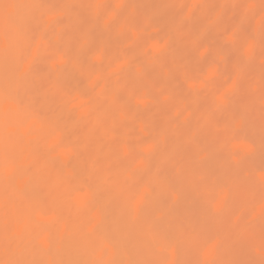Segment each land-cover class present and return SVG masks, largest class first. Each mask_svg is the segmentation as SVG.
<instances>
[{
    "label": "bare ground",
    "instance_id": "6f19581e",
    "mask_svg": "<svg viewBox=\"0 0 264 264\" xmlns=\"http://www.w3.org/2000/svg\"><path fill=\"white\" fill-rule=\"evenodd\" d=\"M176 1L178 0H0V264H167L170 260L169 264H264V249L261 246L264 241V187L260 188L261 184L258 182H251L253 179L240 191L242 186L237 190L235 183L231 185V179L225 177V171L229 168L241 175V165H228V155H231L228 152L230 150L227 151L231 143L228 144V141L236 139L233 132L249 131L252 137L264 133V125L259 130L251 125L252 121L240 118L248 117L254 106L250 109L248 106L249 110L246 111L240 109L243 105H234V108L241 110V116L236 108L237 111L231 106L230 111L228 103L223 104L230 112L220 108L222 130L219 132L218 122L211 119L210 115L206 117L212 103L209 101L215 100L207 101L206 98L210 95L208 93L206 98L193 97L195 105L192 100L189 101L194 106L197 103L201 105L205 100L209 102H205L204 116L202 113L196 117L193 115L195 123L191 130H183L177 125L178 122L187 124L190 118L194 121L191 114L180 119L182 121L174 120L179 117L175 106L180 107L184 99L177 98L181 89L173 80L170 70L183 77L182 79H186L187 73L198 74L199 65L197 63L198 69L194 66L192 56L196 54V47L200 46H197V42L201 37L206 33L209 37L211 35L205 28L206 24L212 27L214 22L218 23L217 17L221 18L225 12H232V15H228L234 20L242 1L219 0L216 3L215 0H182V4L189 2L188 8H185L187 3L182 5L183 8L179 6L181 0L178 6V2L175 5ZM250 2H253L252 7L255 9H250L252 13H248L253 16L264 1ZM216 4L219 7L218 14L212 12V9L216 10ZM183 12L185 14L182 18L190 22L188 26L185 24L187 22L181 23V18L175 19ZM210 13L217 17L214 22L206 23V20H211L207 18ZM247 15L249 14L243 13L240 18H236L238 23L235 25L239 27V33H242V28L244 32L245 25L248 30L249 21L245 22L250 17ZM229 17L228 20L231 19ZM223 19L222 22H225ZM262 24L264 23L260 22L258 31L251 26L254 37L259 38L264 34ZM220 27L219 24L215 25L213 35L216 36L219 29L223 30ZM227 35L226 33L225 36ZM240 35L236 36L239 38ZM219 37L221 36L217 35L218 39ZM240 38L238 40L243 45L245 41ZM238 40L235 43L238 44ZM224 45L228 46L227 43ZM256 45L258 46L257 43ZM215 51L217 53L220 50ZM253 53L251 48L250 55H244L246 60L256 54ZM252 59L255 60L251 57L250 61ZM239 69L240 67L237 68L238 72ZM224 72L226 73V69ZM243 73L245 77V72ZM258 76L260 81L262 75H257L256 78ZM254 80L253 84H259V81ZM183 81L186 83V80ZM260 83L261 86L264 85L262 81ZM212 84L211 87L207 85L213 90ZM213 85L215 87L217 84ZM194 87L193 83L187 86L188 90ZM240 89L245 92L242 86ZM261 89L264 90L263 87ZM261 89L255 88L249 92L261 94ZM213 91L216 94L215 89ZM199 94L203 95V92ZM260 94L254 97L258 102ZM210 97L214 98L216 95ZM236 99L239 100L237 97ZM250 102L252 101L249 100L248 104ZM219 103L221 107L222 104ZM235 111L240 116H237L238 121L233 119L236 117ZM195 112L197 114V110ZM245 112L248 114L243 116ZM253 112L254 110L252 114ZM219 117L217 121H220ZM250 117L253 118L252 115ZM244 122L248 125L251 123V126L247 125L248 128L245 129ZM136 132L138 135L135 139L132 134ZM247 133H244L245 137ZM144 139L147 144H144ZM243 145L244 143L233 144L232 153L235 154L238 147L245 149L248 144ZM203 146L210 149L211 156L208 158V151L204 158L197 160ZM204 148L202 151H206ZM245 153L243 155H247ZM235 162V165H239L240 158L234 159L233 163ZM132 164H135L133 170L129 169ZM258 164H261L260 161ZM234 168L238 169L234 171ZM249 176L247 175L248 178ZM257 177L264 182V175ZM227 182L232 187L225 186ZM219 183H222L223 188L229 186L227 190L234 187L238 194L242 193L240 198L233 194L232 202L228 199L231 210H227L229 215L223 214L228 215V219L222 217L220 222L219 218L216 219L221 226L224 224L225 229L222 230L226 231L222 235H218L216 229L220 225H209L214 228L213 233L210 227L212 234L206 225L209 223L206 222L209 219L206 216L211 213L210 208L215 211L224 210L227 204L226 196L229 193L227 190L217 191ZM215 191L219 196L214 202L211 198H214ZM179 192L183 193H180V197L177 195ZM222 192L226 193V199ZM170 201L179 202L178 205L172 204L176 209L175 213L167 205ZM255 209L257 214L246 221L247 214H255ZM236 210L240 217L231 221ZM217 213L220 210L214 215ZM171 214L175 221L176 217L179 219L174 223L180 231V224L186 219L190 220H187L189 223L184 222L189 230L195 226L193 222L194 226H191L192 220L202 221L203 236L199 235L201 230L197 231L198 229L196 231L199 237L195 240L194 235L189 236V233L187 237V234L182 236L186 231L179 235L178 229L176 233L179 236L174 235L173 226L168 230V237L167 234L164 236L168 227L165 226L172 221ZM251 216L248 215L249 218ZM244 228H247V232ZM159 231L162 232L159 234ZM148 234H156L153 235L155 238L147 237L151 242L161 241L162 244L155 243V246L149 240L147 241L150 243L146 244L144 238ZM176 235L182 241V244L179 242L182 248H176L175 241L170 243L167 240ZM210 237L215 238L213 245L208 247L212 242L208 243ZM148 244L155 246L154 252L152 245L146 252ZM205 245L208 248H200ZM131 246L134 251L140 248L137 250L140 256L138 253L135 255L136 252L133 255ZM199 248L202 252L206 249L204 254L200 253ZM141 249L144 250L143 253ZM168 249L169 254L166 253ZM178 249L182 251L179 257L181 260H177L178 256H175L179 255L176 252ZM164 252L171 258L168 257V262L161 260L160 256L156 257ZM251 253L256 254L255 257Z\"/></svg>",
    "mask_w": 264,
    "mask_h": 264
},
{
    "label": "rangeland",
    "instance_id": "374dc122",
    "mask_svg": "<svg viewBox=\"0 0 264 264\" xmlns=\"http://www.w3.org/2000/svg\"><path fill=\"white\" fill-rule=\"evenodd\" d=\"M216 1V3H218L217 1H219V0H215ZM242 1V3H241V5H240V7H239V9L240 10H237V12H235V13H237V14H239V16L236 14V17H235V19L237 18V17H241L240 16V14L242 15L243 13H245V14H249V15H247V17L249 18L250 17V19L249 20H246V22L245 23H247V21H249V25H248V30H246V25H245V27H244V32L245 33H248V34H246L245 35V33L243 32V28L241 29V32L242 33H239L240 32V30H239V27L237 28L236 27V23H238V21H237V19H236V21H235V19L233 20V18L231 17V19H230V17H229V15L228 14H231L232 15V12L231 13H229V12H225V14L227 13V15H223L221 18L220 17H217L216 15H212L211 13V15L210 16H208L207 15V18H210L211 20H206V23H208V22H214L215 21V17H217L218 19H216V20H218V23H216V22H214L213 24H215L216 26L219 24V27H220V24H223L221 27L223 28V30L221 29V31H220V29H219V31H217V35H219V36H221V37H219V39H221V40H219L218 38H217V35L215 36V35H213L214 34V32H215V25H211L212 27H208L207 26V24H206V26H205V28H207L206 30H207V32H209V34H211L210 35V37L208 36V33H206V35H203L204 37L202 38L201 37V39L197 42L198 43V45L197 46H199V47H196V50L197 51H194L196 54L194 55V56H192L193 57V60H195V62L193 61V63H194V66L198 69V65H199V71H197L198 72V74H195V73H193L192 72V74L191 73H187V75H186V79H182L183 77H181V76H178V75H176V74H174L175 72H173L172 70H170L171 71V75H172V77H173V80L174 81H176L177 83H178V85H180V86H178L177 84H176V86H178L180 89H178V90H180L179 92V94L177 95L178 97V100L180 99V100H182V99H184L183 101V103H181L180 105L182 106H175V108L177 107L178 109V111H179V117L177 118V119H174V120H176L177 122L178 121H182V120H180V119H183V118H185V116H186V118L188 117V115H190L191 114V117H192V119L194 120V121H192V120H188L189 122H192V123H189L188 121V123L186 124V122L184 123V122H182V123H180V122H178V124L177 123H174V124H177V125H179V127L180 128H182L183 130H187V129H189V130H191L192 128H193V124L195 123V117L196 116H198V114H200L201 115V113L203 114L204 112L203 111H205V110H203V108L206 106V103L205 102H207V101H209L210 99L212 100H214V101H209V102H212V103H210V106H209V108H208V112H207V116L206 117H208L209 115L212 117L211 119H213V120H216V122H218V128H219V132H220V130H222V127H221V119H220V117L219 116H221L220 115V112H219V110H220V108L222 109V107H223V110H226V111H231L232 109H230L231 108V106H232V108H233V110H236L237 112H239L240 113V111L241 110H239V108H236V107H240V106H244L243 108H240V109H245L246 111L247 110H249L250 108H253V106H254V109H252V110H254V112H253V114H252V110L250 111V113H249V111H248V113L247 112H245L244 114H243V116L244 115H247L248 117H246V116H244V117H240L239 116V114H236V111H235V115H236V117L235 118H233V119H235L234 121H236V119H237V121H238V117L237 116H239L241 119L242 118H245L244 120H247L248 122H251V123H253V124H251L252 126L254 125L257 129H259L260 130V128L261 127H263V125H264V108H262V107H264V93L262 94V92L264 91H262V87L264 88V82H263V80H264V34L261 36V34H260V36L261 37H259V38H257V37H254L255 35H253L254 33V31H253V29L252 28H256V31H258V29H259V26H260V22L262 23H264V4H262V6H258V8L256 9V12L254 13V15L252 16V11H250V9L251 10H254L255 8L254 7H252V4H253V2H250V0H241ZM240 1V2H241ZM264 1V0H263ZM178 2V3H177ZM180 1L178 0V1H176L174 4L176 5V3H177V6L181 3V5H179V6H181L182 8H183V6L184 5H186L185 3H187V2H183V4H182V0H181V2L179 3ZM239 2V3H240ZM183 5V6H182ZM188 5H189V2L187 3V5L185 6V8L187 7L188 8ZM239 5V4H238ZM238 5H237V7H238ZM216 6H217V4H216ZM243 6V7H242ZM215 7V6H214ZM257 7V6H256ZM218 8V9H217ZM216 10H213L212 9V12H214L215 14H218V12H219V7L217 6L216 8H215ZM245 9H247V11L245 10ZM186 10V9H185ZM184 10V11H185ZM183 11V10H182ZM181 11V12H182ZM211 11V10H210ZM209 11V12H210ZM216 11V12H215ZM238 11H243V12H238ZM248 12H251V13H248ZM213 13V14H214ZM184 12L183 13H180V17L178 18L177 16V18H175L176 20L177 19H180L181 18V23H183V21L184 22H187L186 21V19H183L182 18V15H183V17H184ZM233 15H235L234 13H233ZM214 16V17H213ZM224 16H227V17H229V19L230 20H228V18L226 17H224ZM247 17H246V19H247ZM213 18V19H212ZM220 18V19H219ZM222 18H224L223 19V21H225V22H222ZM239 18H238V20H239ZM226 20H227V22H226ZM229 21V22H228ZM178 22V21H177ZM219 22H221V23H219ZM190 23V22H189ZM188 22L187 23H185L187 26H188V24H189ZM253 23V24H252ZM185 24L183 25L184 27H185ZM252 24V25H251ZM263 25V27H264V24H262ZM223 26H225V28L223 27ZM251 26H252V28H251ZM151 27V26H150ZM193 27V26H192ZM220 27V28H221ZM252 29H250V28ZM151 29V28H150ZM153 29V30H152ZM152 31H154V27L152 26ZM212 29V31H210ZM214 29V30H213ZM217 29V30H218ZM239 31H238V30ZM249 29H250V31H249ZM149 31V33H151L152 31ZM236 31H238V32H236ZM250 32V33H249ZM228 34L227 36H225V34ZM233 33H236L235 35L233 34ZM263 33V32H262ZM221 34V35H220ZM237 34H241V35H245L246 36V38L244 39V35L243 36H239V38H240V40L242 39V41H245V43L242 45V43L241 42H239V38L236 36ZM250 34H251V36H250ZM152 35H153V33H152ZM235 36V40H234V36ZM158 37H159V35H157ZM208 36V37H207ZM230 36H232L231 38H230ZM248 36V37H247ZM250 36V37H249ZM207 38H208V40H207ZM214 38H217V39H215L214 40ZM224 38V39H223ZM261 38H263L262 40H261ZM257 39V40H256ZM219 40V42H217ZM236 40H238V44H237V42L235 43V41ZM255 40L257 41L256 43L258 44V46L256 45V43H255ZM261 41V42H259V41ZM203 41H205V43L203 42ZM223 41L225 42V43H227V45L228 46H226V45H224L225 43H223ZM230 41L231 42H233V43H235V44H237L238 46H240V47H238V46H235V44H233V43H230ZM201 42H203L202 44H201ZM209 42V43H208ZM218 45L217 46V48H216V45ZM221 43V44H220ZM239 43H241V45L244 47V48H242V46L241 45H239ZM203 44H206L205 46H204V48L202 47L203 46ZM209 46H208V45ZM230 44V45H229ZM210 45H211V47H210ZM221 45V47H219ZM232 45V46H231ZM257 47V48H255L254 49V47ZM202 47V48H201ZM209 47V48H208ZM232 47V48H231ZM238 47V48H237ZM199 48V49H198ZM221 48V49H220ZM234 48V49H233ZM240 48V49H239ZM242 48V49H241ZM252 48V53L254 52V53H256V54H252L253 56H251L252 58H255V60L254 59H252L251 61H250V59H251V57H250V59L249 60H246L247 59V57L245 58L244 57V55H247V56H249L250 55V49ZM208 49H211L212 51H210V50H208ZM257 49V50H256ZM205 50V51H204ZM215 50H220L219 52L217 51V53H216V51ZM231 50H232V52H231ZM253 50H255V51H253ZM210 51V52H209ZM241 51V52H240ZM243 51V52H242ZM214 52V53H213ZM236 52V53H235ZM212 53V54H211ZM201 54H202V56H203V58H201ZM207 54V55H206ZM214 54V55H213ZM239 54V55H238ZM206 55V56H205ZM209 55H210V57H209ZM217 56H218V59H217ZM240 56H242V57H240ZM238 57H240V58H238ZM196 58V59H195ZM201 58V59H200ZM207 58V60H205ZM208 58H210V59H208ZM222 58H224L223 60L225 61H223L222 60ZM204 60V61H203ZM223 62H222V61ZM245 60V61H244ZM189 61L191 62L192 61V58H190L189 59ZM240 61V62H239ZM206 62V63H205ZM232 62H233V64H232ZM237 62H238V65L240 64L241 66H238V65H236L237 64ZM257 62V63H256ZM262 62V63H261ZM197 63H198V65H197ZM202 63V64H201ZM224 63H225V65H224ZM229 63V64H228ZM235 63V64H234ZM228 66H227V65ZM244 64H246V65H244ZM206 65V66H205ZM223 65V66H222ZM229 65H232V66H229ZM243 65V66H242ZM193 66V67H194ZM201 66V67H200ZM202 66H205V67H202ZM226 66V67H225ZM223 67V68H222ZM225 67V68H224ZM232 67H234L233 69H232ZM239 68L240 67V69H239V72H241V73H239L238 71H237V68ZM248 67V68H247ZM259 67H260V69H259ZM202 68V70H200ZM218 68H219V70H218ZM221 68V69H220ZM230 68V69H229ZM247 69V70H244V69ZM224 69H226V73L224 72L223 73V71H224ZM252 69V70H251ZM186 69H184V71H185ZM188 70V69H187ZM207 70V71H206ZM221 70V71H220ZM241 70H244L243 72H245V77H244V73L241 71ZM248 70H249V72H248ZM256 70H258V71H256ZM206 73H205V72ZM212 71V72H211ZM218 71V72H217ZM254 71V72H253ZM189 72V71H188ZM201 72V73H200ZM214 72V73H213ZM235 72H237L239 75H237V73H235ZM186 73V72H185ZM213 73V74H212ZM223 73V74H222ZM229 73V74H228ZM242 73H243V75H242ZM251 73V74H250ZM255 75H254V74ZM174 74V75H173ZM203 74V75H202ZM204 74H206V75H204ZM212 74V75H211ZM220 74H222L221 76H220ZM224 74H225V78H224ZM228 74V75H227ZM250 74V75H249ZM201 75V77L199 78V76ZM215 75V76H214ZM249 77H248V76ZM257 75H262V76H260V77H262V78H260V81H262V85L263 86H261V83H260V81H259V76H258V78H256V76ZM193 76V77H192ZM217 76H218V78H217ZM250 76H251V78H250ZM190 77V78H189ZM202 77H204V78H202ZM214 77V78H213ZM243 77H244V79H243ZM247 77V78H246ZM194 78V79H193ZM202 78V79H201ZM210 78V79H209ZM217 78V79H216ZM226 80L227 79V82L224 80V79ZM254 78H256V80H254ZM207 79H209V80H207ZM222 79V80H221ZM239 79H241V80H239ZM249 79V80H248ZM262 79V80H261ZM180 80V81H179ZM183 80H186V83H184V81ZM194 80V81H193ZM197 80H198V82H197ZM238 80H239V83H242V81H243V85H244V81H245V86H243L242 84L240 85L239 83H238ZM253 80H254V82L255 81H259V87H257L258 85L256 84V83H254L253 84ZM205 81V82H204ZM206 81H208L207 83H206ZM247 81H249V83L247 82ZM226 82V83H225ZM189 83H193L194 84V88H191V89H189L188 90V88H187V86L189 87ZM205 83H206V85H205ZM211 83H213V84H217V85H215V87H214V85L212 84V87H213V90L215 89V91H216V94H215V92L212 90V88L210 89V88H208L209 87V85H210V87H211ZM207 84H209V85H207ZM239 84V85H238ZM253 84V85H252ZM236 85H238V86H236ZM250 85V86H249ZM252 85V86H251ZM205 86V87H204ZM217 86V87H216ZM241 86L244 88V90H245V92L242 90V89H240L241 88ZM186 87V88H185ZM236 87H238V88H236ZM246 87H248V88H246ZM252 87V88H251ZM261 87V88H260ZM236 88V89H235ZM255 88H259V89H261V90H259V91H261V94H260V92H258V93H255V92H253V91H251V92H249L250 90H254ZM193 89V90H192ZM205 89L207 90V91H205ZM177 90V91H178ZM187 90H188V92H187ZM200 90H202V91H200ZM230 90V91H229ZM239 90V91H238ZM246 90H247V92H246ZM183 91H185V92H183ZM200 91V92H199ZM212 92V94H211V92ZM228 91H229V95L227 94L228 93ZM238 91V92H237ZM195 92V93H194ZM203 92V95L202 94H199V93H202ZM239 92H241L242 93V95H241V93H239ZM165 93V92H164ZM185 93V94H184ZM205 93V94H204ZM208 93H210V95L212 96V95H216V97H210V95L208 94ZM230 93H232V95H230ZM233 93H234V96H233ZM246 93V94H245ZM252 93H255V95H253ZM167 94V93H166ZM193 94H195V95H193ZM207 94H208V96H209V98H206L207 97ZM238 94L240 95L239 97H238ZM257 94L259 95H261V96H259V102L254 98V97H256L257 96ZM163 95V94H162ZM165 95V94H164ZM181 95H183V96H181ZM200 95H202V96H200ZM205 95V96H204ZM226 95L228 96V97H226ZM247 95H248V97H249V99H248V97H247ZM166 96V95H165ZM168 96V95H167ZM189 96H191V98L189 97ZM196 96H198V98L199 97H203V98H206V100H205V102L203 101H200V102H202V104L201 105H199V103H197L198 105L197 106H199V107H201V109L198 107V108H195V107H197V106H194L195 105V101H193L194 100V98L196 97ZM242 96V97H241ZM194 97V98H193ZM232 97V98H231ZM236 97L237 98H239V100L238 99H236ZM177 98H176V100H177ZM200 98V99H201ZM222 98H223V100H222ZM228 98H229V100H228ZM193 99V100H192ZM256 101H255V100ZM193 101V103H194V105L192 104V102H189V101ZM226 100V101H225ZM237 100V101H236ZM243 100H244V102H243ZM247 102H246V101ZM249 100H251L252 102H250V104H248L249 103ZM254 100V101H253ZM216 101V102H215ZM222 104H220L219 102ZM228 101H230V102H228ZM236 101V102H235ZM189 102V103H188ZM209 102H207V104L209 103ZM238 102H240V103H238ZM218 103L221 105V107L218 105ZM225 103H228V107L227 106H223V104H225ZM232 103V104H231ZM235 103V104H234ZM236 103H238V104H236ZM246 103V104H245ZM251 103H252V105H251ZM257 103H259V104H257ZM183 104V105H182ZM193 106H192V105ZM205 104V105H204ZM231 104V105H230ZM248 104V105H247ZM185 105V106H184ZM236 106L235 108L233 107V106ZM239 105V106H238ZM247 105V106H246ZM258 105V106H257ZM184 106V107H183ZM190 106H191V108H190ZM207 106V107H208ZM215 106V107H214ZM216 106H218V108L216 107ZM249 106V107H248ZM255 106H257L256 108H255ZM188 107V108H187ZM227 107L229 110H227V108L225 109V108ZM247 107L249 108V109H247ZM260 108V110H259V108ZM172 109H174L173 107H172ZM198 109L200 110V111H198ZM205 109H206V107H205ZM216 109H217V113H216ZM193 110V112H191ZM195 110H197V114H196V112H195ZM210 110H212V111H210ZM215 110V111H214ZM223 110H221L223 113H224V111ZM256 110H259V112H260V114H259V112L258 111H256ZM184 112V113H181V112ZM202 111V112H201ZM229 111V112H230ZM256 111V112H255ZM186 112V113H185ZM206 112V111H205ZM262 112V113H261ZM183 114V115H181V114ZM193 113V114H192ZM213 113V114H212ZM214 113H215V115H214ZM232 113V112H231ZM254 113H255V115H254ZM195 114V115H194ZM232 114H234V113H232ZM241 114V113H240ZM258 114V115H257ZM182 117H181V116ZM195 117H194V116ZM249 115L251 116L252 115V117L253 118H249ZM203 116H204V114H203ZM215 116V117H214ZM217 116V117H216ZM241 116H242V114H241ZM261 116V117H260ZM263 116V117H262ZM218 117H219V120L220 121H217L218 120ZM256 117H258V119H256ZM259 117H260V121H259ZM173 118V117H172ZM252 119V120H251ZM254 119H255V122H254ZM172 120V119H171ZM250 120V121H249ZM173 121V120H172ZM176 121H173V122H176ZM246 121V122H247ZM256 121H258V122H256ZM247 122V123H248ZM170 123H172V122H170ZM186 124V125H184V124ZM245 123V122H244ZM258 123H261V125L260 124H257ZM248 125V124H246L245 123V129H247L248 128V126H251V125ZM183 125V126H182ZM187 125H188V127H187ZM248 125V126H247ZM187 127V128H186ZM192 127V128H191ZM247 127V128H246ZM242 132L243 131H239V132H233V133H235V136H236V139L234 138V139H232V140H230V141H228V144L230 143V146L229 147H227V151L228 150H230V151H228L229 152V154H231V155H228V158H229V163H231V164H229L228 163V165H230V167L232 166V167H234V166H239L240 167V165H241V171H240V174L241 175H237V174H235L232 170V168H227L228 170V172L227 171H225V174H226V176L225 177H227V179L228 178H230L231 180H232V182H231V180H229V182L231 183V185L232 184H234L235 183V187H237L236 189L237 190H239V186L241 187H243L242 188V190L240 189V191H243L244 190V187L246 186V183H248V182H250L251 180H253L254 179V181H251V182H254V183H257L258 182V184L261 186H259L260 188H263L264 187V182H262L263 180H261L260 178L258 179V175H260V176H262V175H264V170H262V169H264V140H262L263 139V136H264V133H263V135H261L260 134V136L259 135H257L256 137L255 136H253L252 137V135H251V132L249 133V131H248V133L247 132H243V134H242ZM133 133H135V132H133ZM188 133V132H187ZM233 133H231L232 135H233ZM244 133H247L248 135H246V137H248V138H246L245 137V134ZM260 133H262V132H260ZM132 134V133H131ZM236 134H238V136L236 135ZM259 134V133H258ZM133 136H134V138L136 139L137 137H135V136H137L138 135V133L136 132V134H132ZM132 135H130V138H131V136ZM241 135L243 136L242 138H241ZM250 135H251V138H250ZM219 136H221V135H219ZM255 137V138H254ZM261 137V138H260ZM144 138V137H143ZM142 138V139H143ZM238 138L240 139L239 141H238ZM246 139V141H244L245 139ZM257 138V139H256ZM132 139V138H131ZM242 139V140H241ZM256 139V140H255ZM133 140V139H132ZM234 140V141H233ZM250 142H249V141ZM258 140H260V142L258 143ZM232 141H233V143H232ZM253 141L255 142V143H253ZM263 141V142H262ZM144 142H145V139H144ZM143 141H142V143H144ZM149 142V141H148ZM243 144L244 143V145H246V144H248V145H246L245 146V149H246V153H245V149H243V147L240 149L239 147H238V151L236 150V155L235 154H233L232 152V150H231V146L233 145V144ZM144 144H147V141L144 143ZM232 144V145H231ZM254 144H255V146H254ZM201 145H203V143H201ZM243 145V146H244ZM251 146V147H250ZM205 146H203V148H204ZM257 147V149H255ZM203 148H201V154L199 155V157H198V159L197 160H199V159H202V158H204V155L206 154H208V151H209V154H208V158H210V156H211V151H210V149L208 148H204L206 151H202L203 150ZM248 148V149H247ZM239 150H240V152H241V154H240V152H239ZM248 150H249V152H248ZM203 152V153H202ZM252 152H254V153H252ZM239 154V156H237L238 154ZM243 153H245V154H247V155H243ZM252 153V154H251ZM250 154V155H249ZM143 155V154H142ZM205 155V156H206ZM141 156V155H140ZM230 156V157H229ZM240 156H243V157H240ZM257 156H258V158H257ZM262 156V157H261ZM246 157H247V159H246ZM254 157H255V159H254ZM240 158V162H238V164L239 165H235L236 164V162L235 163H233V160L235 159V160H238ZM242 158V159H241ZM244 158V159H243ZM258 159V161H257V159ZM261 158V159H260ZM207 159V158H206ZM233 159V160H232ZM245 159H246V161H245ZM205 160V159H204ZM245 162H244V161ZM249 160H251V161H249ZM254 160V162H252ZM207 161V160H206ZM227 161V162H228ZM259 161H260V163L261 164H258L259 163ZM256 162V163H255ZM203 163H205V162H203ZM240 163H244V164H240ZM254 164V165H253ZM256 164V165H255ZM263 164V165H262ZM243 165L245 166V167H243ZM134 166H135V164H132L131 166H130V168L129 169H131V170H133V168H134ZM253 168H252V167ZM250 167V168H249ZM246 168V169H245ZM253 170H252V169ZM259 168V169H258ZM238 169V168H237ZM237 169H235L234 168V171L235 170H237ZM255 169V170H254ZM244 170H250V172H244ZM252 170V171H251ZM259 170V171H258ZM128 171H130V170H128ZM245 173V175H244V173ZM256 171H257V173H256ZM131 172V171H130ZM129 173V172H128ZM132 173V172H131ZM249 173V174H248ZM252 174V176H251V174ZM254 173V174H253ZM134 174V173H133ZM229 176H228V175ZM231 174H233V176H231ZM257 174V175H256ZM234 175H237L236 177L234 176ZM247 175L249 176V178L247 177ZM240 176H242L241 177V179H240ZM232 177V178H231ZM247 178V179H246ZM262 178V177H261ZM263 179V178H262ZM241 180V181H240ZM245 180V181H244ZM250 180V181H249ZM240 181V182H239ZM245 183H244V182ZM222 182V181H221ZM234 182V183H233ZM230 183H225V186H227V185H229ZM240 183V184H239ZM220 185L218 186L219 188L220 187H222V183H219ZM231 185H229V186H231ZM244 185V186H243ZM228 186V187H229ZM228 187H225V188H221V189H219V188H217V191L218 190H220V191H223V190H227V188ZM232 187V186H231ZM230 188V187H229ZM229 190V191H228ZM227 190V192L229 193V195H227L226 196V193H223V195L222 196H224V198H225V196L227 197V199H226V202L228 201V199H230L229 201L230 202H232V197H233V194H235V195H237L239 198H240V196H242V193H239L238 194V191H236V190H234V187L233 188H231V189H228ZM233 190V191H232ZM219 191V192H220ZM218 192V193H219ZM234 192V193H233ZM183 194L182 192H179V194H177V195H179V197H180V195L181 194ZM215 193H216V191H215ZM217 194V193H216ZM215 194V196H214V198H211L212 200H214L215 198H217V196H219L218 194L216 195ZM220 194V193H219ZM241 194V195H240ZM184 195H185V193H184ZM221 196V197H222ZM228 196H229V198H228ZM236 196H234V198H235ZM223 198V199H224ZM171 200V199H170ZM216 200V199H215ZM215 200H214V202H215ZM181 201V200H180ZM261 201V200H260ZM172 202V203H171ZM225 202V201H224ZM169 203H171V204H169ZM167 202V205L169 206V208H173V211L172 212H176V211H174V210H176V209H174V207H173V205H175V204H177V203H179V202H173V201H170V202ZM256 203H259V202H257L256 201ZM165 204H166V202H165ZM173 204V205H172ZM231 204V203H230ZM167 205H165L166 207H167ZM178 205V204H177ZM224 205V204H223ZM222 205V206H223ZM228 202H227V204H225V208H224V210H221V209H216V211L213 209V208H210V211L209 212H211V213H208L207 215L208 216H206V218L208 219L206 222L208 223V224H206L207 225V227H208V230L210 231V234H212L211 233V230H210V227L211 226H216L217 224H218V220H216V219H218L219 218V222L222 220L221 218L222 217H225L226 219H228L227 218V216L229 215V211H227L228 209H230V205H229V207H228ZM261 205V204H260ZM177 207V206H176ZM224 207V206H223ZM223 207H222V209H223ZM177 208H179V207H177ZM221 208V207H220ZM226 209V210H225ZM179 210V209H178ZM181 210V209H180ZM186 210H188L187 208H186ZM219 210H220V213L218 214H216V215H214L215 214V212H219ZM231 210V209H230ZM212 211H214V212H212ZM222 211H225V212H222ZM237 211V210H236ZM254 211H256V209L254 210ZM171 212V213H172ZM180 212V211H179ZM239 211H237V213H238ZM173 213V214H174ZM228 213V215L227 216H224V215H226V214ZM235 213V212H234ZM235 213L236 215H233L232 216V219H231V221L232 220H234V218L235 219H237L238 217H240V214L238 213ZM249 213V212H248ZM224 214V215H223ZM250 214H252V216L250 215ZM250 214H247V218L245 219L246 221H248V220H250L252 217H253V215H256L257 214V211H256V213L255 214H253V212H250ZM220 215V216H219ZM248 215L249 216H251L250 218L248 217ZM170 216H172V214L170 215ZM214 216H216V217H214ZM229 217V216H228ZM230 217H231V215H230ZM255 217V216H254ZM192 218V217H191ZM190 218V219H191ZM225 218H223L224 220V222L226 221L225 220ZM258 218V217H257ZM176 219V221L174 220V217L172 216V221L171 222H169L168 223V225H166L165 227H167V229H165V227H163V229H165V230H167V232H168V230H170L169 228L170 227H174L173 228V233H174V235L175 234H177L178 235V233H179V235L180 234H182V233H180V232H182V231H186V232H184L183 234H182V236L183 235H186L187 233H189V236H193L194 235V239L193 240H195L197 237H199L198 236V232L197 231H200L199 232V235L200 236H203V234H204V232H202L203 230H204V228H203V225H202V221H195L194 222V220H192L191 221V224H192V222L194 223V225L192 224H190L192 227L194 226V228H191L192 230H189V226H186V222L185 221H189L190 222V220L189 219H186L184 222L182 221V223H183V225H182V223L180 224V228L182 229L181 231L179 230V228H178V226H176L177 224H175V223H177L178 221L177 220H179V219H177V217L175 218ZM193 219V218H192ZM212 219H215V220H212ZM212 220V221H211ZM187 221V222H188ZM167 222V221H166ZM175 222V223H174ZM188 222V223H189ZM172 223H174V224H172ZM213 223H214V225H213ZM185 224V225H184ZM188 225V224H187ZM209 225H211V226H209ZM218 225H220V227H218V228H216L217 230H218V235H222L223 233H224V231H226V230H222V229H225L223 226H224V224L221 226V223L220 224H218ZM175 227H177L176 229H175ZM185 227H186V229H185ZM213 227H211V229H212ZM248 228V227H247ZM247 228H244V231L245 232H247ZM162 229V230H163ZM172 229V228H171ZM175 229V230H174ZM177 229L179 230V232L177 231ZM185 229V230H184ZM198 229V230H197ZM214 229V228H213ZM213 229H212V232H213ZM158 230V229H157ZM157 230H154V231H157ZM160 230V229H159ZM197 230V231H196ZM176 231L178 232V233H176ZM188 231V232H187ZM221 231V232H220ZM160 232H162V231H159L158 233L160 234ZM166 232V231H165ZM165 233V234H163L164 236L166 235V237H168V234H169V232L168 233ZM197 232V233H196ZM223 232V233H222ZM151 233H153V232H151ZM163 233H164V230H163ZM170 233H172V232H170ZM192 233V234H191ZM194 233V234H193ZM200 233H202V234H200ZM214 233V232H213ZM162 234V233H161ZM196 234V235H195ZM152 234H148V235H146L145 236V238H144V241H145V239H146V244H147V242L148 243H150L151 242V240H149L150 238H155V237H153V235H156V234H153L152 236H151ZM173 235V234H172ZM171 235V236H172ZM177 235L176 236H174V238H168L167 240H168V242L170 241V243H172V241L174 242L175 241V247L176 248H179V246L181 247L182 245H180V244H182L181 242L182 241H180V239L178 240V238H177ZM178 235V236H179ZM214 236H215V234H213ZM151 236V237H150ZM162 236V235H161ZM170 236V235H169ZM170 236V237H171ZM188 236V234L185 236V237H187ZM149 239H148V238ZM184 237V238H185ZM212 237V236H211ZM208 238V243L210 242V241H212L211 242V244H209V246L208 247H210L211 245H213V242H214V238ZM219 237H221V236H219ZM162 238V237H161ZM164 238V237H163ZM184 238H182L183 240H184ZM193 238V237H192ZM157 239V238H156ZM159 237H158V241H159ZM165 239V238H164ZM164 239H161L162 241L164 240ZM172 239H175V240H172ZM210 239V240H209ZM147 240H149V241H147ZM166 240V241H167ZM152 242H153V244L155 245V246H157L155 243H157V242H155V240H152ZM151 242V243H152ZM168 242H166L167 244H170V243H168ZM179 242H180V244H179ZM144 243V244H145ZM159 244L161 243L162 244V242L161 241H159L158 242ZM157 243V244H158ZM165 243V242H164ZM146 244H145V246H146ZM153 244H151L152 246H153V249H152V251L154 250V248H155V246L153 245ZM158 244V245H159ZM179 244V245H178ZM134 245V244H133ZM150 245V246H151ZM149 248H148V250L146 249V252L147 251H149V249H151L152 248V246L150 247L149 246V244L147 245ZM161 246V245H160ZM261 246H263V249H264V241H263V244L261 245ZM260 246V248H261V250H262V247ZM169 247V246H168ZM205 247H207L206 245L205 246H200V248H205ZM207 247V248H208ZM131 248H133V246H131L130 247V251H133V255H134V253H135V255H137V250H139V249H137L136 251H134L133 249H131ZM156 248H159V247H156ZM182 248V247H181ZM199 248V249H200ZM144 249V248H143ZM155 250H157V249H155ZM181 250V249H180ZM205 250L206 249H204V251L202 252V250L200 249L199 251H200V253H203L204 254V252H205ZM141 251H142V253L144 252V250H142L141 249ZM151 251V250H150ZM151 251V252H152ZM170 251H171V249H170ZM263 251V250H262ZM140 252V251H139ZM145 252V253H146ZM154 252V251H153ZM158 252V251H157ZM177 253H179V255L177 254V255H175V256H178V257H176L177 258V260L178 259H180L179 257H180V255H181V252L179 251V249H178V251H176ZM132 253V252H131ZM158 253H160V252H158ZM166 253H168L169 254V249L166 251ZM254 253V252H253ZM253 253H251V255H252V257H253V255H254V257H255V255L256 254H253ZM139 254V256H140V253H138ZM156 254V253H155ZM142 255V254H141ZM162 255V254H161ZM161 255H158L157 254V258L160 256V259L161 260H168V257L169 256H166L167 254H165V252L163 253V255L161 256ZM171 255V254H170ZM201 256H199V258H200ZM165 258V259H164ZM170 258V257H169ZM171 259V258H170ZM169 259V260H170ZM159 260V259H158ZM160 260V261H161ZM181 260V259H180ZM165 261V263H167ZM169 262H171V260L169 261ZM169 262L167 263V264H169ZM162 264V263H161Z\"/></svg>",
    "mask_w": 264,
    "mask_h": 264
}]
</instances>
